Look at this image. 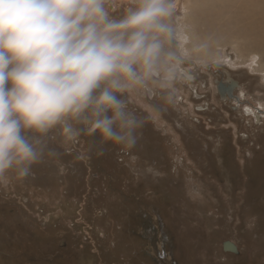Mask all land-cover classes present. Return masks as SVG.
Here are the masks:
<instances>
[{
    "label": "rangeland",
    "instance_id": "rangeland-1",
    "mask_svg": "<svg viewBox=\"0 0 264 264\" xmlns=\"http://www.w3.org/2000/svg\"><path fill=\"white\" fill-rule=\"evenodd\" d=\"M209 1L176 0V16L214 62L172 105L130 95L147 117L136 147L98 154L97 136L53 132L55 156L0 181V264H264V0H227L207 22Z\"/></svg>",
    "mask_w": 264,
    "mask_h": 264
},
{
    "label": "clouds",
    "instance_id": "clouds-1",
    "mask_svg": "<svg viewBox=\"0 0 264 264\" xmlns=\"http://www.w3.org/2000/svg\"><path fill=\"white\" fill-rule=\"evenodd\" d=\"M0 0V181L23 180L56 132L83 134L122 150L136 147L147 117L129 97L163 93L214 62L207 40L191 41L176 0ZM145 172L155 175L152 165Z\"/></svg>",
    "mask_w": 264,
    "mask_h": 264
},
{
    "label": "bare ground",
    "instance_id": "bare-ground-1",
    "mask_svg": "<svg viewBox=\"0 0 264 264\" xmlns=\"http://www.w3.org/2000/svg\"><path fill=\"white\" fill-rule=\"evenodd\" d=\"M225 2H227V0H210L209 2H208V4H205L204 5V11H205V14L204 15H202V16H200V18H201V20L203 19L204 21H207V22H212L213 21V18H217V16H218V19H220L221 17L219 16V14H221V13H223V12H225V10H217L218 9V7H222L223 9H226V10H228V6H229V4H227V3H225ZM205 2H202V3H197L196 5H199V10H197V13H200L201 12V10L203 9V5L202 4H204ZM229 3V2H228ZM215 10V11H214ZM214 11V13L217 15H215V16H213L212 18H208V16H207V13H211V12H213ZM199 15L200 14H198L197 16L199 17ZM251 26H253V24L251 25ZM261 44V43H260ZM232 82L234 83V85L235 84H237L234 80H232ZM228 88V87H227ZM247 111H248V113H252V111H250V107L248 106L247 107ZM255 113V112H254ZM256 115V114H255Z\"/></svg>",
    "mask_w": 264,
    "mask_h": 264
},
{
    "label": "water",
    "instance_id": "water-1",
    "mask_svg": "<svg viewBox=\"0 0 264 264\" xmlns=\"http://www.w3.org/2000/svg\"><path fill=\"white\" fill-rule=\"evenodd\" d=\"M229 84V83H228ZM231 84V83H230ZM236 85V84H235ZM234 83L232 82L231 85H229V87H226V83L225 82H219L218 84V88L219 91L225 95V93L229 94L232 96L233 90H234ZM223 250L228 251V252H232V253H238V246L236 245V243H234L231 240H226L225 242H223Z\"/></svg>",
    "mask_w": 264,
    "mask_h": 264
}]
</instances>
